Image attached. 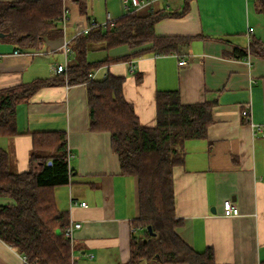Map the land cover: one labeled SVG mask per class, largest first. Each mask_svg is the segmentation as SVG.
<instances>
[{
  "label": "crops",
  "instance_id": "crops-1",
  "mask_svg": "<svg viewBox=\"0 0 264 264\" xmlns=\"http://www.w3.org/2000/svg\"><path fill=\"white\" fill-rule=\"evenodd\" d=\"M139 1L140 7L133 0H89L88 14H82L75 0H64L62 37L46 39L38 50H20L22 55H15L9 41H0V89L58 78L54 68L66 63L64 43H71L91 20L103 25L122 18L126 4L143 12L180 13L184 8L183 0ZM155 32L192 41L179 53L146 54L103 66L95 78L108 73L124 77V97L144 127L157 124L158 92L178 91L186 105L214 103L207 137L185 143V163L174 171L176 212L183 222L177 232L198 252L213 249L217 264H264V57L235 53L248 50L252 40L264 45V15L254 0H192L187 13L161 20ZM104 52L90 53L89 60L135 51L120 46ZM182 58L184 66L179 65ZM68 59L69 64L70 54ZM16 120L20 134L0 138L14 173L30 169L33 133L67 134L73 173L71 183L58 187L55 195L69 222L82 224L73 240L75 264H126L132 222L139 217L138 180L121 174L111 135L90 131L87 86L44 87L18 105ZM226 200L239 207L240 216L224 217ZM12 203L0 197V205ZM23 260L0 240V264Z\"/></svg>",
  "mask_w": 264,
  "mask_h": 264
},
{
  "label": "trees",
  "instance_id": "trees-1",
  "mask_svg": "<svg viewBox=\"0 0 264 264\" xmlns=\"http://www.w3.org/2000/svg\"><path fill=\"white\" fill-rule=\"evenodd\" d=\"M75 1L80 12L88 14L89 0ZM190 1L183 0L180 13L128 10L122 18L79 34L69 43L72 59L67 72L58 78L0 89V138H12L20 134L18 105L28 102L37 91L65 83L87 86L90 131L111 135L121 174L138 180L139 217L132 224L141 234L133 235L126 264H217L213 249L198 252L178 234L183 222L177 217L174 181L175 169L185 163V143L207 137L214 103L186 105L178 91L158 92L157 124L144 127L124 97V77L108 73L104 78H90L106 65L146 54L179 53L192 38L158 36L155 27L165 18L183 16ZM254 2L264 15V0ZM64 14V0L0 1V41H9L17 50H38L46 39L63 36ZM120 46L135 52L116 59L89 60L92 52ZM235 53L239 58L249 53L264 57L263 44L252 40L248 50ZM31 136L28 171L14 173L8 151L0 147V197L14 201L0 205V240L32 264H75L73 244L64 233L69 215L59 209L55 195L58 187L71 183L73 173L67 134L38 132Z\"/></svg>",
  "mask_w": 264,
  "mask_h": 264
},
{
  "label": "built area",
  "instance_id": "built-area-1",
  "mask_svg": "<svg viewBox=\"0 0 264 264\" xmlns=\"http://www.w3.org/2000/svg\"><path fill=\"white\" fill-rule=\"evenodd\" d=\"M133 3L136 7H140L141 6V2L139 0H133ZM125 9H128L129 10V6L126 4L125 5ZM66 14V13H65ZM64 14V18H63V22L65 24L66 22V15ZM106 24H99L97 21L95 20H91L90 22V25H85L81 28V32L80 34H83V33H87L89 32V30H91L92 28H96V27H99V26H104ZM263 50H264V45H263ZM63 51H64V54L66 56V63L63 64V65H58L56 68H54V71L56 74H63V73H66L67 72V68H68V56L70 54V48H69V42H65L64 45H63ZM23 52L20 51V50H16L15 51V55H22ZM187 64V60L185 58H182L180 61H179V65L180 66H184ZM90 78L91 79H95V73H92L90 75ZM247 115L249 116L250 113L248 112ZM80 206L82 207H88L87 203L86 202H82L79 204ZM223 215L224 217H238L241 215V212H240V209L237 205H235L231 200H226L224 201L223 203ZM82 227V224L80 222H69L68 225H66L65 227V236L70 239V241L72 242L73 244V240H74V236H75V233L77 230H79L80 228ZM131 232L132 234H136L138 232V228L136 227H133L131 229ZM24 264H32L30 263L26 258H24Z\"/></svg>",
  "mask_w": 264,
  "mask_h": 264
},
{
  "label": "water",
  "instance_id": "water-1",
  "mask_svg": "<svg viewBox=\"0 0 264 264\" xmlns=\"http://www.w3.org/2000/svg\"><path fill=\"white\" fill-rule=\"evenodd\" d=\"M5 36H6V35H1L2 38L5 37ZM148 231H149V233H150L151 235H153V236L155 235V234L153 233V231H152L151 226L148 227ZM56 233H57V234H61V230H60V229H57Z\"/></svg>",
  "mask_w": 264,
  "mask_h": 264
},
{
  "label": "rangeland",
  "instance_id": "rangeland-1",
  "mask_svg": "<svg viewBox=\"0 0 264 264\" xmlns=\"http://www.w3.org/2000/svg\"><path fill=\"white\" fill-rule=\"evenodd\" d=\"M180 1H181V0H180ZM99 52H101V53H105L104 51H99ZM95 54L97 55V53H95ZM99 54H100V53H99ZM100 76H101V74H100ZM100 76H99V77H100ZM143 264H145V263H143Z\"/></svg>",
  "mask_w": 264,
  "mask_h": 264
}]
</instances>
